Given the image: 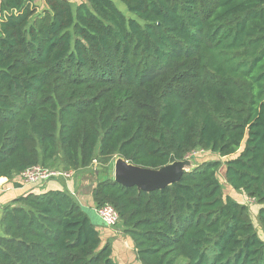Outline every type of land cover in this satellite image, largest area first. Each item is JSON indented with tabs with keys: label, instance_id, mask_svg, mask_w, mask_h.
I'll list each match as a JSON object with an SVG mask.
<instances>
[{
	"label": "trees",
	"instance_id": "1",
	"mask_svg": "<svg viewBox=\"0 0 264 264\" xmlns=\"http://www.w3.org/2000/svg\"><path fill=\"white\" fill-rule=\"evenodd\" d=\"M119 1L0 0V179L213 154L161 190L100 179L95 207L141 264H264V0ZM0 227V264H120L66 189L15 198Z\"/></svg>",
	"mask_w": 264,
	"mask_h": 264
},
{
	"label": "crops",
	"instance_id": "2",
	"mask_svg": "<svg viewBox=\"0 0 264 264\" xmlns=\"http://www.w3.org/2000/svg\"><path fill=\"white\" fill-rule=\"evenodd\" d=\"M33 1L37 5L38 10L40 7H44L45 0ZM101 169L102 168H99V170ZM78 173L79 172H74V175H77ZM91 180L92 179L88 176V174L83 176L81 181H78L79 185L78 189H76L75 183L77 181L74 179V176L72 179L69 180H66L62 177L53 178L41 186L34 184H25L23 180H21V178L18 176L12 179L2 177L0 179V214L4 206L10 204L15 198L21 195H25L31 191L48 192L50 190L66 189L69 192L74 191L76 193V197L82 205L84 204V201L86 202L89 199V197L90 201L94 202L92 199V190L96 186V184H93V186L89 187ZM87 190H90V192L88 191L90 195H86ZM97 226L101 232L103 241L112 240L113 257L120 264H141V262L138 261L136 258L135 248L130 238L124 236L119 229L108 228L103 224Z\"/></svg>",
	"mask_w": 264,
	"mask_h": 264
},
{
	"label": "water",
	"instance_id": "3",
	"mask_svg": "<svg viewBox=\"0 0 264 264\" xmlns=\"http://www.w3.org/2000/svg\"><path fill=\"white\" fill-rule=\"evenodd\" d=\"M196 158L173 161L160 168L142 167L118 157L114 165V180L125 187L136 186L139 190L151 192L161 190L178 182L185 171L194 168ZM101 168V167H99Z\"/></svg>",
	"mask_w": 264,
	"mask_h": 264
},
{
	"label": "rangeland",
	"instance_id": "4",
	"mask_svg": "<svg viewBox=\"0 0 264 264\" xmlns=\"http://www.w3.org/2000/svg\"><path fill=\"white\" fill-rule=\"evenodd\" d=\"M81 1L82 0H70V2L73 3L74 6L77 5V4H79ZM115 2L117 3L118 7L121 10H123L124 12L127 13V11L125 9V6L119 0H115ZM44 7H45V4H44ZM44 7H40L39 10H38V12H41L44 9ZM213 157H214L213 154H208V155H205V156H201V158H199V156L198 157L196 156V160L195 161H196V163H198V161L199 160L201 161V159H204V158L210 159V158H213ZM117 159H118V157H114L112 159V161L110 162L109 166H108V171L107 170H104L102 172V174H100V175H99V172H100L99 167L100 166H98L97 163H96V165L91 170L78 171L79 173L77 175H73L72 174V176H70L68 178H64V179L69 180V179H72L73 176H74V179L77 181L75 183L76 184V189H78V185H79L78 181L80 182L81 179L83 178V176H85V175L88 174V176L92 179L91 180V183L89 184V187H91V186H93V184H97L100 181V179H104L106 177L114 178L113 170H114V165H115V162H116ZM220 178H221V181L225 185V189H224L225 194L226 195L231 194L233 197H235L239 201L248 204L250 206V208H251V211H250L251 216H252L253 220L256 222L257 221V216H256L257 206H254L253 205V202L251 203L250 198L247 197L245 194H242L241 192H237V191L231 189L229 186H227L226 183H225V179L223 178V176H221ZM88 191L90 192V190H87L86 195L89 194ZM72 192H74V191H72ZM72 192H70V193L73 194V195H76L75 192L74 193H72ZM92 192H93V190H92ZM92 199H93V197H92ZM89 201H90V197H89V199L86 202L84 201L83 208H84L85 212L91 217L92 221L96 225L103 224L104 226H106L108 228H112L110 226H107L103 222L102 218L98 215L97 208L95 209L94 202H91V201L89 202ZM114 228L118 229V227H116V226ZM258 230H259L260 235L264 238V233L261 231V229L259 227H258ZM1 234H2V230H1V227H0V235Z\"/></svg>",
	"mask_w": 264,
	"mask_h": 264
},
{
	"label": "built area",
	"instance_id": "5",
	"mask_svg": "<svg viewBox=\"0 0 264 264\" xmlns=\"http://www.w3.org/2000/svg\"><path fill=\"white\" fill-rule=\"evenodd\" d=\"M200 152L202 151H196L193 154L188 155L187 158H196V156H198ZM72 174L73 172L71 171L58 170L46 168L42 165H35L25 169L21 173V178L23 179L25 184H38L41 186L53 178H68L72 176ZM97 213L102 218L103 222L110 227L115 226L120 220L118 211L110 204L97 208Z\"/></svg>",
	"mask_w": 264,
	"mask_h": 264
}]
</instances>
